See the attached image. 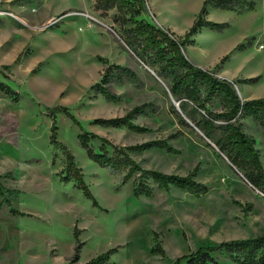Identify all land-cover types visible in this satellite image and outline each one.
I'll return each mask as SVG.
<instances>
[{
  "label": "rangeland",
  "instance_id": "1",
  "mask_svg": "<svg viewBox=\"0 0 264 264\" xmlns=\"http://www.w3.org/2000/svg\"><path fill=\"white\" fill-rule=\"evenodd\" d=\"M205 1L202 17L223 26L203 27L183 52L240 78L233 86L242 100L264 97V0H146L147 10L136 18L182 39ZM0 12V43L10 46L8 53L0 47V80L10 85L0 84V98L9 96L6 105L0 99V264H87L106 252V264H174L202 246L264 234V193L187 117L198 120L200 111L187 103L184 112L164 79L120 37L123 17L133 10L98 9L97 0H0ZM111 64L131 71L107 70ZM103 82L116 99L93 87ZM143 104L145 112L133 119L143 130L95 122ZM59 105L80 124L57 112ZM208 108L224 110L217 99ZM54 123L97 205L65 178L67 155L51 143ZM242 123L264 164V126L251 117ZM81 128L122 147L167 140L177 153L128 152L148 169L195 170L207 193L165 191L149 181L152 195L135 196V176L125 180L127 170L112 172L93 161L78 139ZM91 143L100 152L102 142ZM217 255L228 264L224 253Z\"/></svg>",
  "mask_w": 264,
  "mask_h": 264
},
{
  "label": "trees",
  "instance_id": "2",
  "mask_svg": "<svg viewBox=\"0 0 264 264\" xmlns=\"http://www.w3.org/2000/svg\"><path fill=\"white\" fill-rule=\"evenodd\" d=\"M206 6L207 1H205L191 28L185 35L181 36L182 39H178L177 35H173V32L158 27L145 19L136 18L141 12L147 10L146 0H97L98 9L111 10L117 8L119 11L124 10L125 12L126 10H133L130 17L127 15L123 17V31L120 37L138 58L145 64L152 66L157 75L164 79L173 96L180 102L184 112V106L187 103H192L193 110L200 111V119L198 120L186 115L202 130L207 138L216 144L220 152L233 165L244 171V175L251 185L264 193V164L261 160L260 151L255 146L254 138L245 133L242 128V119L247 117L253 118L264 126V97L242 100L233 86L236 81L221 78L217 75V71L195 65L183 52L187 45L194 43L195 36L203 27L223 26L202 17L201 13L205 11ZM219 7L226 8L222 5ZM113 68L131 71L129 67L119 64H111L107 70ZM103 84L105 82L97 83L93 87L98 86L99 91L106 99H116L117 96ZM214 99L223 104L224 110L222 112L212 111L208 108V103ZM147 106L148 104L137 106L124 116L97 118L95 122L106 127H128L140 131L144 128L134 123L133 119L144 113ZM56 110L66 113L77 124H80L68 107L59 105ZM174 112L181 123L188 126L183 116L176 110ZM220 121L223 122L220 123ZM81 130L78 139L82 148L86 150L93 161L102 167L109 168L112 172L127 170L125 180L135 176L137 181L133 188L135 196L152 195L153 187L149 181L165 191H169L172 186L186 189L197 196L208 191V186L205 183L195 179V170L187 175H179L148 169L138 163L128 152L129 150L143 151L152 147H159L170 153H177V149L167 140H151L135 146L122 147L113 144L109 139L95 132L86 131L83 128ZM93 140L102 142L100 152H96L93 147L91 143ZM51 143L55 149H60L67 155L68 161L64 171L69 175L65 178L76 180L78 186L83 189L85 196L97 205V199L84 180L82 168L76 163L68 146L58 139L55 123L52 128ZM109 146L113 148V152L110 151ZM217 252L225 254L228 264H264V234L246 239L227 240L214 246H202L191 254L177 258L174 264H223ZM109 257L110 253L106 252L93 258L87 264H106ZM183 259H187V262L182 263Z\"/></svg>",
  "mask_w": 264,
  "mask_h": 264
},
{
  "label": "crops",
  "instance_id": "3",
  "mask_svg": "<svg viewBox=\"0 0 264 264\" xmlns=\"http://www.w3.org/2000/svg\"><path fill=\"white\" fill-rule=\"evenodd\" d=\"M199 14H200V13H199ZM199 14H197V17H198ZM197 17H196V18H197ZM196 18H195V19H196ZM196 43H197V41H196V39H195L194 43H192V44H190V45H195ZM0 44H1V45H0L1 50H3L4 53H8L9 50H10V46L8 45L7 41H2ZM188 46H189V45H188ZM185 54L187 55L186 52H185ZM187 56H188V55H187ZM188 58H189V57H188ZM189 59H190V58H189ZM190 61H192L195 65L200 66V67H202V68H204V69H212V70L217 71V75H218L219 77H221V78L227 79V80H229V81H237V82H238V81H241V79L235 77V75H231V76H227V75H225V73L221 70L222 68H220V65H216V66L208 65V66H205V65H203V64H201V63H199V62H197V61H195V60H191V59H190ZM2 64H3V63H2ZM2 64H1V65H2ZM0 84H1L2 87L10 86V85L7 83V81H1V80H0ZM8 99H9V96L3 92L2 96H1V102H2V105H6V104L8 103ZM248 99H254L253 94H248V96L244 97L243 100H248Z\"/></svg>",
  "mask_w": 264,
  "mask_h": 264
},
{
  "label": "bare ground",
  "instance_id": "4",
  "mask_svg": "<svg viewBox=\"0 0 264 264\" xmlns=\"http://www.w3.org/2000/svg\"><path fill=\"white\" fill-rule=\"evenodd\" d=\"M30 250H31V251H34L35 249H33V248H30ZM30 250H28V251H30ZM26 252H27V251H26ZM30 259H32V258H30Z\"/></svg>",
  "mask_w": 264,
  "mask_h": 264
},
{
  "label": "built area",
  "instance_id": "5",
  "mask_svg": "<svg viewBox=\"0 0 264 264\" xmlns=\"http://www.w3.org/2000/svg\"><path fill=\"white\" fill-rule=\"evenodd\" d=\"M0 13H3V12H0ZM9 15H13L12 13H8ZM59 20V19H58ZM1 99V98H0Z\"/></svg>",
  "mask_w": 264,
  "mask_h": 264
}]
</instances>
